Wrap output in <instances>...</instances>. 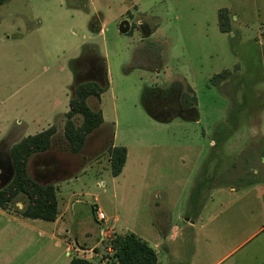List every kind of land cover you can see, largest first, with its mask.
<instances>
[{
    "label": "rangeland",
    "instance_id": "374dc122",
    "mask_svg": "<svg viewBox=\"0 0 264 264\" xmlns=\"http://www.w3.org/2000/svg\"><path fill=\"white\" fill-rule=\"evenodd\" d=\"M221 8L230 32L219 28ZM99 53L109 85L87 105L105 122L80 154H61L82 157L74 185L88 194L61 230L41 219L29 230L13 225L0 236L12 244L2 253L109 264L111 238L131 231L155 248L157 264H264V0H8L0 5V111L14 122L21 103L41 112L61 86L74 95L80 81L102 85ZM111 131L128 152L117 176L107 162ZM55 141L67 150L62 132ZM106 227L113 230L95 250H75Z\"/></svg>",
    "mask_w": 264,
    "mask_h": 264
},
{
    "label": "trees",
    "instance_id": "16d2710c",
    "mask_svg": "<svg viewBox=\"0 0 264 264\" xmlns=\"http://www.w3.org/2000/svg\"><path fill=\"white\" fill-rule=\"evenodd\" d=\"M8 0H0V5ZM218 25L222 32H230L232 26L229 21V12L226 8L218 11ZM120 31L125 32L126 26L120 23ZM129 31V29L127 30ZM100 69L103 73L104 83L98 80L88 79L75 85L74 95L69 100V110L66 112L64 124V137L68 142L69 150L79 152L85 143L88 134L101 126L104 122L100 109H93L87 105L88 97L100 98L101 93L108 87L105 59L98 56ZM72 71L77 74L76 70ZM216 76H223L221 73ZM193 104H195L193 102ZM81 114L83 120L80 125H75L73 117ZM56 128L51 126L36 134L28 135L14 143L8 152L7 159L0 156V207L6 209L8 204L23 194L26 198L25 205L20 214L31 219L54 221L57 216V198L53 184H40L33 179L27 170L29 157L37 152H44L51 145V138ZM113 132L111 131L110 147L108 148L110 172L113 176L121 173L126 160L127 150L125 146H112ZM2 153V152H0ZM113 250L112 261L109 264H157V252L146 240L134 232L115 234L109 243ZM69 264H102L93 262L83 257L72 256Z\"/></svg>",
    "mask_w": 264,
    "mask_h": 264
},
{
    "label": "crops",
    "instance_id": "0c3cea01",
    "mask_svg": "<svg viewBox=\"0 0 264 264\" xmlns=\"http://www.w3.org/2000/svg\"><path fill=\"white\" fill-rule=\"evenodd\" d=\"M94 30L101 32L102 28L96 26ZM100 54L101 53L95 55L97 56L98 63H99L98 56H102ZM100 71L101 69H99L98 72ZM72 73L74 75V80H75L78 72L76 75L74 72ZM19 89L20 88L16 89V91L12 94L13 95L12 97L19 95L18 92ZM71 96H72L71 91L69 90L67 91V89L61 86L59 92L54 95V98L52 97L51 103L49 102L46 109L41 112H32L28 109L26 104L21 103L20 108L16 109V112H18L20 116L16 118L14 122L10 121L9 113L7 112L4 113L3 111H0V152H2L0 153V156H4L3 154H7V157L5 156L6 158L3 157L4 159L9 158L8 152L10 147L14 143L21 140L22 138L28 135L36 134L51 126H54L56 128V132L51 138V145L49 149H47L44 152H37L32 154L27 162L28 173L33 179H35L40 184L51 183L55 187L58 212L56 219L54 221H48V222L52 224L53 226L52 229H56V230L57 228L58 230H61L62 227L66 226L67 224L72 225L73 223L72 217L74 215L72 212L73 206L80 202L82 195L88 194V191L83 187H76L74 185L75 183L79 182L83 174L82 173L83 171H79L77 173V171L79 170L78 168H81L82 166L81 164L83 162L82 157L80 158L79 164L77 163L78 161L77 157H74L73 162H70L69 157H67V159H63L64 156H69L67 154L70 155L80 154L85 144L79 152L73 153L69 150V147L67 145L65 146L67 150H64L62 147L58 146L55 143L56 142L55 139L56 137H58V134L62 132L64 136V124L66 120L65 114L69 110V100ZM7 100L10 101L11 99L8 98ZM4 102L5 100L0 101V105L3 104ZM104 122L101 125H103ZM9 138L11 139L9 146L7 148H2L3 143L7 141ZM64 140H66L65 137ZM111 145L120 146V145H116V143L114 142V134L112 137ZM109 147H110V142H109ZM64 152L67 154L61 155ZM127 156L125 162L127 161ZM107 162H109V155L107 158ZM17 196H19V199L15 201V204L18 205V208H20L21 210L25 205L26 198L23 194H18ZM91 205L92 206L96 205V203H91ZM97 207L100 209L98 204ZM38 220L40 219L27 218L22 216L19 212L17 213L14 212L13 210L10 209V203H9L6 209L0 207V221H2L3 223V225L0 228V236L1 235L7 236L8 233H11L13 231L12 227L16 223L22 224V226H24V229L26 228V230H29V228L33 227L30 225L29 221L36 223L38 222ZM3 221H5V223ZM112 230L113 229L107 227L105 228V230H101L99 228L98 234L96 235V237H94L95 238L94 242L89 243V246L88 245L86 246L85 244L84 245L82 244L83 246H77L75 247V250L92 252V250H95L94 248L100 244L101 240L103 239L102 236ZM65 231L69 232V229H65ZM83 235H84L83 236L84 239H87V235H89V233L83 231ZM11 245L12 244L10 243H5L0 245V264H54L53 263L54 261H49L50 262L49 263L43 259H39L36 261H33V259H21L14 261L12 257H9V254L7 252L2 253L3 249L8 250V247H10ZM107 249L110 250L109 247ZM76 256L80 257V255H76ZM70 259L68 260V264Z\"/></svg>",
    "mask_w": 264,
    "mask_h": 264
},
{
    "label": "built area",
    "instance_id": "2783aa9c",
    "mask_svg": "<svg viewBox=\"0 0 264 264\" xmlns=\"http://www.w3.org/2000/svg\"><path fill=\"white\" fill-rule=\"evenodd\" d=\"M95 210H96V217L98 220H104L106 218L103 211H101L98 207Z\"/></svg>",
    "mask_w": 264,
    "mask_h": 264
},
{
    "label": "water",
    "instance_id": "95a60500",
    "mask_svg": "<svg viewBox=\"0 0 264 264\" xmlns=\"http://www.w3.org/2000/svg\"><path fill=\"white\" fill-rule=\"evenodd\" d=\"M129 28L126 26V31L128 30Z\"/></svg>",
    "mask_w": 264,
    "mask_h": 264
}]
</instances>
